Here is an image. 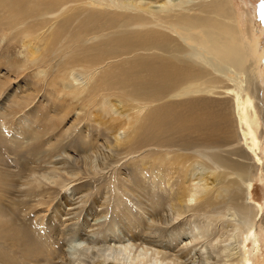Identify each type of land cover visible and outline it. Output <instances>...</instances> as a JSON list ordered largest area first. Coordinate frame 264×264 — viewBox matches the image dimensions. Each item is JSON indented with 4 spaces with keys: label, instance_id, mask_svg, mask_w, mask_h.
I'll return each instance as SVG.
<instances>
[{
    "label": "bare ground",
    "instance_id": "6f19581e",
    "mask_svg": "<svg viewBox=\"0 0 264 264\" xmlns=\"http://www.w3.org/2000/svg\"><path fill=\"white\" fill-rule=\"evenodd\" d=\"M0 13L11 19L8 29L14 34L12 41H22L32 55L41 51V63L59 58L60 72L75 69L82 72L71 74L72 84H76L67 88L76 92L85 78L88 84L83 87L88 96L81 97L84 101L96 102L99 95L103 109L128 119L122 128H111L114 137L111 153L125 151L129 162L148 156L158 159V165L177 166L170 171L178 175L174 177L178 193L170 206L176 218L193 212L195 216L213 220L217 211L221 218L226 210L236 217L231 226L238 223L230 227L232 233L223 242L241 238L245 244L253 239V249L258 250L256 235L264 227V208L246 202L256 177L264 170V73L261 74L264 58L259 55L253 17L240 13L233 0H0ZM33 40L38 46L32 44ZM55 48L59 50L57 53ZM57 82L55 79L54 83ZM219 93L227 96L219 102L211 98ZM196 95L203 98L183 101L184 97ZM142 101L141 107L132 108L139 114L155 103L148 115L154 121L153 126H140L139 120L133 121L125 113V108ZM140 135L143 141L168 137L167 154L159 156L160 146L152 149L144 142L134 146L133 137ZM176 137L180 139L177 141ZM123 144L125 149H119ZM133 149L138 151L132 152ZM170 153L175 155L167 159ZM196 165L204 168V172L195 174ZM164 171L157 167L156 173L161 175ZM61 175V169L54 168L28 184L36 183V188L45 185L44 181L58 185L63 179ZM164 179L169 185L167 176ZM196 180L198 186H182ZM23 196L28 198L31 193ZM45 200L46 197L39 204L43 205ZM151 202L157 208L166 205L157 195ZM193 202L195 206H187ZM2 213L3 210L0 216ZM161 221L152 220L147 231L158 235ZM19 225L13 222L17 238L22 232ZM220 226L222 231L226 230ZM194 227L201 234L213 232L210 225L201 228L194 224ZM74 228L67 229L68 232L53 229L59 238H71L66 242L69 244L74 238L71 235ZM30 234L24 233L29 244L20 258H31L40 251L33 243L36 238L33 237V242L29 239ZM145 247L157 255L161 253L153 245ZM228 247L220 248V254L227 252ZM235 255L236 252L221 256L223 260L218 259L216 264H255L250 258ZM108 256L95 264H180L182 259L165 254L161 261L156 258L148 261L143 255L131 257L128 247ZM16 261L15 256L1 264H18Z\"/></svg>",
    "mask_w": 264,
    "mask_h": 264
},
{
    "label": "rangeland",
    "instance_id": "374dc122",
    "mask_svg": "<svg viewBox=\"0 0 264 264\" xmlns=\"http://www.w3.org/2000/svg\"><path fill=\"white\" fill-rule=\"evenodd\" d=\"M233 1L240 13H248L257 24L256 42L259 55L264 58V0ZM9 20L0 13V211L3 210L0 216V264L15 256L18 264H79L78 261L95 264L100 258L103 260L113 251L119 252L125 247H128L131 257L143 255L148 261L154 258L161 261L166 254L182 258L180 264H216L218 259L223 260L221 256L225 258V255L236 252V257L242 255L254 260L255 264H264V227L257 232L258 250L255 252L253 239L245 243L246 246L241 238L223 242L232 233L231 228L238 223L231 226L236 217L226 210L221 218H218L217 211L212 217L215 221L195 216L193 212L176 218L170 206L174 194L178 193L174 185V177L178 175L171 173L177 166L158 165V159L148 156L136 160L132 158L133 161L129 162L130 157L125 151L111 153L110 149L114 148L111 145L114 139L110 134L111 128H122L128 119L103 109L99 95L95 97L97 103L84 101L81 97L88 96L87 89L83 87L88 84L85 78L83 85H78L75 90L79 91L78 94L67 88L76 84H72L71 74L81 71L60 72L59 58L41 63V51L38 55H32V50L25 47L22 41H12L14 34L8 29ZM36 43L32 41L38 46ZM42 48L43 51L47 49L45 46ZM58 51L55 48V53ZM262 63L261 74L264 73V61ZM41 71L45 73L40 74ZM76 76L82 79L79 74ZM55 79L59 82L54 83ZM226 96L219 93L211 98L219 102ZM201 98L203 96L196 95L184 97L183 101ZM143 103H133L125 108V113L131 120H139L140 126H153L154 121L148 115L154 110L155 103L139 114L136 108H132L141 107ZM125 129L129 131L126 126ZM179 139L176 137L177 141ZM142 142L152 149L160 146L159 156L167 154L165 146L168 145V137L159 136L146 141L142 140V135L133 137L134 146ZM119 149H125L124 144ZM173 155L170 153L167 159H172ZM102 163L108 165L103 166ZM153 166L165 171L159 175L156 173L157 167ZM54 168L62 171L63 179L58 185L44 181L45 185L36 188V183L28 184ZM195 169L197 175L204 172V168L197 165ZM166 176L169 185L164 179ZM196 185L197 180L182 184L184 188ZM26 192H30L31 196L24 198ZM155 195L160 196L166 205L154 207L151 201ZM43 196L46 200L42 205L39 201ZM247 200V204L255 206L258 203L264 208V170L256 177ZM187 206H195V203H188ZM155 218L162 220L159 226L161 230L158 235H151L147 227ZM12 221L22 227L20 238L14 235ZM194 224L201 228L210 225L213 232L201 234ZM221 224L226 230H221ZM51 226L65 231L75 226L71 234L74 238L67 244L71 238H59L55 234L56 229L51 230ZM25 232L31 233L29 239L33 242L35 237L33 243L40 247L39 253L28 259L19 257L29 244L24 237ZM221 234L224 237L220 239ZM104 236L107 240H104ZM229 243L231 248L228 247ZM146 245L149 248L153 245L161 253L157 255L153 250L145 249ZM224 245L228 247V253L221 255L220 248ZM37 249L35 246L34 250ZM141 251L147 253L144 255Z\"/></svg>",
    "mask_w": 264,
    "mask_h": 264
},
{
    "label": "snow or ice",
    "instance_id": "6c2138e0",
    "mask_svg": "<svg viewBox=\"0 0 264 264\" xmlns=\"http://www.w3.org/2000/svg\"><path fill=\"white\" fill-rule=\"evenodd\" d=\"M262 11H264V5H262Z\"/></svg>",
    "mask_w": 264,
    "mask_h": 264
}]
</instances>
